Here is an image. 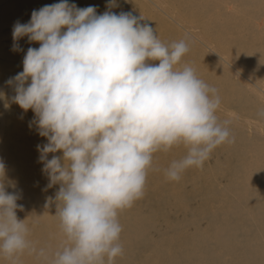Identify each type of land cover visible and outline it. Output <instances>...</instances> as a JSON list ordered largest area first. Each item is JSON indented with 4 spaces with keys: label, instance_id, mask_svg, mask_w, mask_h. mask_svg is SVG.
Masks as SVG:
<instances>
[{
    "label": "clouds",
    "instance_id": "1",
    "mask_svg": "<svg viewBox=\"0 0 264 264\" xmlns=\"http://www.w3.org/2000/svg\"><path fill=\"white\" fill-rule=\"evenodd\" d=\"M116 6L108 0L109 10L97 14L60 0L13 27L14 51L23 37L40 45L27 49L23 71L6 83L14 86L11 102L33 111L29 127L46 138L37 151L47 187L59 185L55 215L66 243L50 264H112L123 251L119 213L143 197L149 170H158L154 154L186 149L164 169L179 181L234 142V114L221 121L217 90L181 64L186 39L162 42L144 17L117 14ZM0 100L10 106L2 91ZM4 178L0 163V253L12 264L25 251L47 259L28 239Z\"/></svg>",
    "mask_w": 264,
    "mask_h": 264
},
{
    "label": "bare ground",
    "instance_id": "2",
    "mask_svg": "<svg viewBox=\"0 0 264 264\" xmlns=\"http://www.w3.org/2000/svg\"><path fill=\"white\" fill-rule=\"evenodd\" d=\"M160 1L179 5L183 14L192 16L191 24L201 27L206 40L204 37L201 38L208 43L206 45H210L217 53L222 50L223 55L231 59L229 62L231 65L248 72L253 79L257 78L256 80L262 85L257 82L261 93L248 86H242L240 82L243 88L235 86V77L219 62L210 60L208 55L205 54L209 62L193 58L197 50L186 41L189 42V51L182 58V62L191 66L200 79L217 90L221 100L219 110L223 108L222 114L218 117L222 119L221 117L227 112L234 114L229 125L230 139L234 138V142H226L218 146L207 160L208 164L205 161L203 167L186 170L179 181L167 180L164 169L172 160L184 156L186 149L180 145L168 152L161 151L154 154V169L158 170H149L145 191H150V196L146 195L148 199L150 197L149 203L152 204V200L158 199L156 205L158 213L161 214L147 215L149 207L143 200L141 207L142 203L135 201L132 207L119 213L118 218L122 226L119 243L123 251L114 258L112 264H264V248L261 245L253 247L248 244L249 235L246 228L250 226V222L255 221L254 213L252 212L253 216H251L248 212L245 221L237 218L235 224L228 222L229 218L231 220L238 217L242 212L246 214L247 211L244 209L247 204L249 205L246 196H251L264 184V140L261 143L259 141L252 143V139H247L244 135L247 123L259 124L261 127L264 124V105L260 104L264 102V0ZM26 2H28L25 14L27 18L9 13L0 14V46L6 41V35L3 34L5 25L27 23L33 10L58 3L60 0H26ZM1 3H12V1L1 0ZM69 3L79 8L95 6L97 14L109 10L108 0H69ZM115 3L117 6L111 8V11L117 14L131 12L135 16L141 15L145 18L141 22L152 26L162 42L181 40L175 26L156 14L154 16L146 6L140 5L138 0H115ZM1 9L4 12L11 10V7L5 5ZM164 9L170 15L168 7L165 6ZM172 29L177 33L173 34ZM11 36L13 38L12 34ZM19 42L29 41L27 37H23ZM227 116L229 118V114ZM0 147V163H3L5 168L4 184L7 186L5 190L17 195L16 203H21V207L15 209L17 218L24 220L28 226L30 230L28 239L35 244L37 250L44 248L47 253L45 259L36 253L29 254L25 251L18 254L17 264H50L54 253L58 250L62 251L66 243V237L62 234L58 217L55 215V194L59 185L48 188L49 181L42 173V167H36L26 155L28 161L20 162L7 152L9 150L7 144L2 143ZM230 148L241 151L238 166L235 163L237 155L235 160H230ZM25 151L29 154L28 148ZM220 161L224 162L238 178H226L222 170H215L216 164ZM252 168H254L253 172ZM214 171L222 172L221 175L228 189L238 190V200L244 209L241 210L237 203L230 201L229 210H222L204 221L205 212L200 214L196 211L193 199L204 193L208 195L209 202L215 200L218 191L215 190L214 183L218 181V177L214 175ZM50 198L51 203H49ZM193 211L195 224L189 229L188 219ZM259 227L263 230L261 224ZM0 264H12V260L0 253Z\"/></svg>",
    "mask_w": 264,
    "mask_h": 264
},
{
    "label": "rangeland",
    "instance_id": "3",
    "mask_svg": "<svg viewBox=\"0 0 264 264\" xmlns=\"http://www.w3.org/2000/svg\"><path fill=\"white\" fill-rule=\"evenodd\" d=\"M11 1L12 3L2 4L3 2L1 3V0H0V9L5 5H9L12 10V11L8 10V11L3 12V9H1L0 14L9 13L10 15H16V16L27 18L25 14L27 11L26 5H28V2H26V0H11ZM138 2L143 7L146 6L148 10H150L154 16L156 14L160 16L162 19H164L165 21H167L168 23L176 27L181 39H186V41H189L190 44L196 48L197 51L195 50L196 51L195 53L197 55L194 54L195 57L193 58H197L198 61L209 62L207 59L208 57L213 62H219L223 67L227 68V70L235 77L234 78V82L236 84L235 86L237 87L239 86V88H243L241 87V85L248 86L251 89H254V91H258L261 93V90H259L260 86L257 85V82L260 85L261 83L256 80L257 78L253 79L251 75H249L248 72L237 67L236 65H231L229 63L231 62V59L223 55L222 50H219V52L221 53L220 54V53L213 51L210 45H206L207 43L205 41L206 38L203 36L204 32L203 30L200 29L201 27H196L195 26L196 24H191L193 22L192 16L183 14L182 9L179 5L172 4V3L166 4V3L161 2L160 0H138ZM165 6L168 7L169 9L168 11L170 12V15L164 11ZM180 24H182V26H180ZM13 27L14 26H11V25L4 26L3 34L6 35L5 36L6 41L4 44L0 46V91L5 93L10 103V106L6 108L4 106L5 101L0 100V142H1L0 144L2 143L7 144L9 147V150H7V152H9L11 155L16 157L20 162H25L29 160L30 162L35 164L36 167L41 168L43 167V165L38 162L39 152L37 151V145L46 143V138L38 135L37 131L35 130V125H33L32 128L29 127V123L34 118L33 111L29 109L27 112H25L18 104L11 102V97L15 95L14 86L6 83L10 78L15 77L18 73L23 71L22 61H23V57L26 55L27 49L29 47L38 48L40 45L38 42L21 43L18 41V45L21 50L14 51L13 50L14 41L11 36V34L13 33ZM177 31L175 29H172L173 34L174 33L176 34ZM2 37L4 36L2 35ZM201 37H204L205 40H203ZM205 54L208 56L206 57ZM183 63L184 62L181 61V64ZM219 68L222 70L221 67ZM239 82L241 85L239 84ZM250 96H251V93H250ZM260 104L264 105V102H260ZM222 109L223 108H221L220 110L218 109L217 115L222 114L221 112ZM227 114L229 113L227 112ZM227 114L226 115L224 114L225 117L223 115L221 117L222 119L220 120L222 121L223 119L228 118ZM256 126L261 127L259 124L254 125L253 123H247L246 129H244V135L245 137H247V139H252V143H257L258 141L259 143H261L262 140H264V124L261 127L262 129L257 128ZM259 133L261 134L259 135ZM26 148H28L29 154L25 151ZM232 149L230 148L229 150L230 160L231 161L235 160L236 155H237V159L235 160V163L238 166L239 165L238 161H239V156L241 154V151L236 150V149L232 150ZM25 155L27 156L28 160ZM51 155L52 154H49V158H51ZM31 159H35V161H31ZM223 163L224 162L222 161L218 162L216 164L217 168H215V170H222L226 178H238L235 175V173L225 163L223 166ZM251 171L253 172L254 168H252ZM215 172L216 171H214V175L218 177V181L214 183L215 190L218 191V194L215 200H212L209 202L208 195L204 193H200L197 197L193 199V202L197 208L196 211L200 214H202L203 211L205 212V214L203 215L204 221H207L209 218L213 217L214 215H216L218 212L222 210H229L230 201L237 203L238 206H240L241 210L244 209V206L240 205L239 200H238V197H239L238 190L234 191L232 189L233 191H231V189H228L229 187L227 186L226 181L223 180V177L221 175L222 172L221 173L219 172L215 173ZM6 187L7 186H5V188ZM259 187H262V188H259ZM259 187H258L259 189L257 188L251 194V196L249 195L246 196V198H248L249 200L248 202L249 205L247 204L246 208L244 209L247 211L246 214L244 215L243 214L244 212H242V214L239 215L238 217L232 218L231 219L232 221L229 218L228 222L235 224L237 218H242L245 221V217H248V212L251 213V216H253L252 214L253 212L254 213L253 217H255L256 219L255 221L253 220V222H250V226L246 228L247 233L249 235L248 244L249 246H253V247L261 245L264 248V236H263L264 235V215H261L264 213V198H261V197H264V190H262L264 189V184ZM260 189H261V192H260ZM144 193H145V197H142L141 199L137 200V202L142 203L140 207L143 205V201H144V204L147 203L149 207L147 215L148 214L154 215V213L161 214V213H158V210H157L158 208L156 204H157L158 199L152 200V204H151L149 203L150 197L148 199V196H150V191L146 190L144 191ZM146 195L148 196L146 197ZM255 199H256V202H255ZM18 205L20 206L21 203H19ZM152 206H155V207H152ZM194 213H195L194 211L191 212L189 219H188L189 229H192L195 224ZM247 220H249V218ZM260 224L262 225L263 230L259 227ZM203 227H204V224H203ZM251 227L255 229H252ZM105 261L107 260L105 259Z\"/></svg>",
    "mask_w": 264,
    "mask_h": 264
}]
</instances>
